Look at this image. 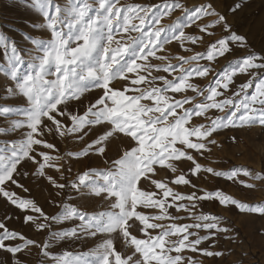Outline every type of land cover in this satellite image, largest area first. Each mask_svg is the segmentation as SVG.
<instances>
[{
  "label": "snow or ice",
  "instance_id": "snow-or-ice-1",
  "mask_svg": "<svg viewBox=\"0 0 264 264\" xmlns=\"http://www.w3.org/2000/svg\"><path fill=\"white\" fill-rule=\"evenodd\" d=\"M33 2L44 20L38 27L50 39L31 40L26 71L21 70L24 58L18 49L0 38L14 84L7 87L6 99L21 98L24 105H0L5 122L0 136L17 137L0 146V196L31 213L23 216L24 224L47 236L37 242L0 222V250L9 254L0 264H26L21 257L31 255L32 248L39 249L41 264H203L191 254L222 256L213 249L220 236L231 239V230L221 215L203 210L205 203L264 215V202L245 203L222 190L200 188L191 178L210 174L248 190L257 185L241 176L264 184V175L246 168L217 170L198 159L208 158L220 129L264 126V52L247 50L246 37L233 30L211 0L191 7L181 0H67L63 6L53 0ZM177 11L176 20L163 23ZM217 26L223 38L194 52L192 46L203 44L204 34L214 35ZM189 27L198 34H189ZM172 42L194 54L178 55L171 63L165 51ZM237 50L247 51L221 69L211 66ZM238 75L248 79L236 85ZM209 76L213 79L206 86L191 82ZM93 90L99 94L85 105ZM189 90L193 95H187ZM73 104L83 107L82 113L74 112ZM212 110L219 114L210 115ZM12 115L18 118L10 119ZM90 134L94 138L86 141ZM121 134L128 141L124 151L108 157L107 146ZM48 137L77 141L79 147L61 153ZM93 156L103 166L67 179L69 160ZM28 161L35 166L32 175L46 178L57 196L67 193L56 214L8 189L9 184L23 187L17 177L29 176L19 170ZM188 163L185 170L182 165ZM52 169L58 177L47 174ZM161 171L170 174L167 179L156 178ZM181 185L194 190H176ZM53 225L60 227L54 230ZM88 240L95 246L86 252L51 251L62 243Z\"/></svg>",
  "mask_w": 264,
  "mask_h": 264
},
{
  "label": "rangeland",
  "instance_id": "rangeland-1",
  "mask_svg": "<svg viewBox=\"0 0 264 264\" xmlns=\"http://www.w3.org/2000/svg\"><path fill=\"white\" fill-rule=\"evenodd\" d=\"M120 2L121 4H154L159 2V0H120ZM181 2L191 7L193 5L207 3L208 0H181ZM211 2L219 13L226 16L233 30L246 37L248 42L247 50L257 53L264 52V0H211ZM53 3L63 6L67 3V0H53ZM237 4H239L240 7L233 13L231 9L235 8ZM179 16L180 12L177 11L172 17L166 18L163 23H170ZM210 19L211 18H206L205 22ZM42 23H44L43 16L33 0H0V38H6L7 42L13 44L23 56L24 63L22 65V71L28 69L29 52L34 48L31 40L50 39V33L38 27ZM186 31L189 34H198V29L195 27H189ZM224 35L223 30L217 26L214 35L208 36L206 33L204 34L203 44L192 46L194 52L204 51L208 43L215 41L217 38H223ZM119 38L120 36L117 35L116 39ZM247 50H237L226 58H219L211 66L214 69H221V67L226 64V61L241 57ZM194 52L186 53L183 49L178 47L176 42H172L166 47L165 54L172 57L170 62L175 64L177 62L175 59L176 56L192 55ZM201 63L205 62L201 61ZM185 67H187V65ZM159 75L167 76L168 74L161 72ZM211 79H213L212 76L207 78L194 77L191 82H195L200 86H206ZM247 79V75H238L235 84L239 85ZM114 84L117 88L121 86L120 82H114ZM9 86L14 87V84L10 79L8 61L3 55V49L0 48V105H11L14 107L24 106L19 103L21 98H16L15 101L6 99V89ZM98 94L96 90L86 94L88 99L84 101V104L86 105L88 100L93 99ZM182 95L183 94H177V98H180ZM187 95L191 96L193 93L189 90ZM71 107L74 112L78 109L81 113L83 111V107L80 105L73 104ZM218 114L219 113L215 110L210 112V115ZM16 118L18 117L15 115L10 117V119ZM194 119L197 123L202 122L201 119ZM3 123L5 122L0 120V124ZM14 138L17 137L14 135L0 136V146ZM92 138H94V136L90 134L86 137V141H90ZM213 138L216 140V145L211 146L210 154H206L208 158H198L202 165L214 167L217 170L246 168L252 173L264 175V126L255 124L224 128L220 129ZM48 139L57 145L61 153H63L66 148L71 150L79 147V142L77 141L66 140L61 142L59 138L53 140L52 137H48ZM126 143H128V141L123 140V134H121V139H113L107 146V156L117 158L124 151ZM67 164L71 168V172L69 173L65 170V176L68 180H71L76 177L78 172H83L87 168L103 166V160L93 156L88 160L77 161L72 159L69 160ZM190 166V163L182 165L185 170ZM19 170L21 173L25 171L29 173L27 177H17L19 183H21L23 187L18 188L15 185L9 184L8 189L21 198L36 200L46 213L56 214V212L59 211L56 205L66 200L67 193L62 196H57V190L52 188L46 178L32 175L35 171V166L30 161L24 162ZM47 174L56 177L59 175L54 169L47 170ZM168 175L170 174L161 171L156 178L167 179ZM240 179L255 183L257 187L251 190L244 189L242 185L238 183L233 184L231 181H226L223 178H214L210 174H202L199 179L192 177L191 183L206 190H222L225 194L252 205L264 202V184H261L259 181L248 180L247 177L243 176H241ZM176 190L183 193H190L194 189L190 186L181 185L178 186ZM50 200L54 203H49ZM96 205L99 210L100 205L98 201ZM203 210L221 215L224 218L225 226L229 227L231 230L228 234L231 239H225L224 236L219 237L217 242L218 246L213 250L223 252V255L220 257L204 258L199 253L186 254H191L194 258L202 260L203 264H264V215H260L259 213H242L235 207L229 210L220 206L218 203H205ZM25 214L31 213L20 211L7 201L6 198L0 196V222H6V226L10 230H16L26 237L35 239L37 242L43 241L47 233L41 232L37 235L34 228L25 225L23 222V216ZM7 217H11V219H6ZM183 222L187 223L188 221ZM58 227L60 226L53 225L54 230ZM94 246L95 242L92 240L76 243L68 242L54 247L51 251L55 253H61L65 250L71 252H86ZM204 246L206 247L207 245ZM8 256L9 254L0 250V258H7ZM21 259L25 260L26 264H41L44 258L40 255L39 249L32 248L31 255L21 257Z\"/></svg>",
  "mask_w": 264,
  "mask_h": 264
}]
</instances>
